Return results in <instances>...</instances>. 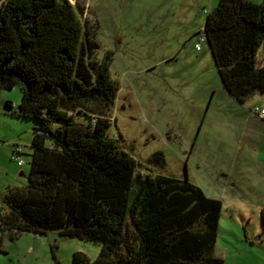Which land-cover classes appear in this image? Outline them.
I'll use <instances>...</instances> for the list:
<instances>
[{
  "label": "trees",
  "instance_id": "trees-1",
  "mask_svg": "<svg viewBox=\"0 0 264 264\" xmlns=\"http://www.w3.org/2000/svg\"><path fill=\"white\" fill-rule=\"evenodd\" d=\"M0 1V90L19 86L21 101H7L8 112L38 122L27 184L3 194L0 250L5 231L58 229L100 244L92 260L75 252V263L223 264L212 255L222 201L187 177L138 171L123 139L108 135L120 88L113 52L92 58L96 42L72 3ZM203 31L225 90L240 102L264 95V0H219ZM96 99L98 115L85 104ZM146 161L166 163L162 151Z\"/></svg>",
  "mask_w": 264,
  "mask_h": 264
},
{
  "label": "rangeland",
  "instance_id": "rangeland-1",
  "mask_svg": "<svg viewBox=\"0 0 264 264\" xmlns=\"http://www.w3.org/2000/svg\"><path fill=\"white\" fill-rule=\"evenodd\" d=\"M69 1L96 42L92 58L113 52L110 74L120 88L108 135L123 139L138 171L187 177L222 201L214 257L223 264H264V120L256 113L264 95L240 102L222 85L203 31L206 12L219 0ZM21 98L17 85L0 90V211L6 187H24L30 170L38 122L6 108ZM85 104L95 115L103 107L99 99ZM18 147L22 165L12 158ZM156 151L164 153V167L147 163ZM99 251V243L61 236L58 229L5 231L0 264H83L73 261L75 252L92 260Z\"/></svg>",
  "mask_w": 264,
  "mask_h": 264
},
{
  "label": "built area",
  "instance_id": "built-area-1",
  "mask_svg": "<svg viewBox=\"0 0 264 264\" xmlns=\"http://www.w3.org/2000/svg\"><path fill=\"white\" fill-rule=\"evenodd\" d=\"M203 40H204V38L201 37L200 38V41H203ZM195 47H196L197 50L200 49V43H196L195 44ZM256 113L259 114V115H263L264 114V106L261 107V108H259V109H257ZM20 153H21V150H20L19 147L18 148H15L13 150V153H12V158L17 161L18 165H22L23 164L22 160L20 159Z\"/></svg>",
  "mask_w": 264,
  "mask_h": 264
},
{
  "label": "crops",
  "instance_id": "crops-1",
  "mask_svg": "<svg viewBox=\"0 0 264 264\" xmlns=\"http://www.w3.org/2000/svg\"><path fill=\"white\" fill-rule=\"evenodd\" d=\"M252 1H254V2H260V1H262V0H252ZM254 96H256V95H254Z\"/></svg>",
  "mask_w": 264,
  "mask_h": 264
},
{
  "label": "water",
  "instance_id": "water-1",
  "mask_svg": "<svg viewBox=\"0 0 264 264\" xmlns=\"http://www.w3.org/2000/svg\"><path fill=\"white\" fill-rule=\"evenodd\" d=\"M22 174V173H21Z\"/></svg>",
  "mask_w": 264,
  "mask_h": 264
}]
</instances>
